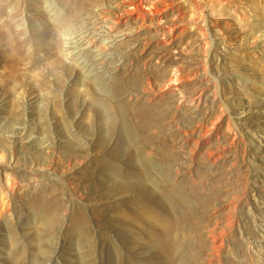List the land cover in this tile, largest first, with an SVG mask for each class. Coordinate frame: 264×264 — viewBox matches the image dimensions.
<instances>
[{"label": "rangeland", "instance_id": "374dc122", "mask_svg": "<svg viewBox=\"0 0 264 264\" xmlns=\"http://www.w3.org/2000/svg\"><path fill=\"white\" fill-rule=\"evenodd\" d=\"M176 1L169 42L128 0H0V264H264V0ZM164 154L208 205L170 256Z\"/></svg>", "mask_w": 264, "mask_h": 264}, {"label": "bare ground", "instance_id": "6f19581e", "mask_svg": "<svg viewBox=\"0 0 264 264\" xmlns=\"http://www.w3.org/2000/svg\"><path fill=\"white\" fill-rule=\"evenodd\" d=\"M209 1H210L211 4H213L214 0H209ZM231 1H233V0H220V2H223L224 5H230ZM206 2H207V0H206ZM128 3L133 7V8H131V10L127 9L128 11H126V12L128 13V15L130 17H132V18H136L138 20H142L143 22L145 21L146 16H148L151 20H155L156 26L154 27V29L159 31V32H161V34L164 35V37H165L164 41H169V39L172 40V39L176 38L179 35L183 36L184 34L189 32L187 27H186V25H185V23H182V20H184L185 15L188 13L189 6L184 5L182 2L178 3L176 0H149V1L146 0V4L148 3V5H150V7H149L150 11H148L147 13L145 11H143V9L141 7L142 4H143V0H128ZM190 6H193V5H190ZM218 7H219V10L221 12V10H222L221 8L222 7H220V6H218ZM211 8L213 9L215 7H211ZM193 10H194V8H193ZM125 17H126L125 14L118 15L117 18H114V21L116 23L123 22V21L126 20ZM163 18H166V23H167L166 25L160 23ZM203 20L205 21V18H203ZM2 73L3 74L12 75V76H16V75L19 74V70L18 69H14V70L13 69H9L8 71H2ZM169 80H170V78H169ZM171 81H173V80H171ZM149 84H151L150 81H149ZM171 85L172 84L170 82H167V84L159 87V89H158L159 96L167 93V91H169V89H171L174 86V85L173 86H171ZM175 85H177V84H175ZM154 91H156V90H154ZM155 95H157V93H155ZM221 118H222V114H219V115H216L215 119L210 121L211 124L213 125V127H215V129H216L215 131L216 132H219L217 128L221 124ZM203 124H200V123L197 124L198 125L197 128H199L200 130L201 129L204 130V132H203L204 134L202 133V135H203L202 138H196L195 139V141H196L195 143L197 145V147L195 146L196 150L198 149L199 146L201 147V145H203V144H207V143L209 144L208 141H210L209 140L210 138H208V136H206V137H204V136L208 132L211 133V129L212 128L210 129L207 124H205V123H203ZM183 131L185 132V130H183ZM168 150H169V148H168ZM171 150H170V152H171ZM216 151H218V149ZM220 151H221V149H220ZM220 151L218 152L219 154H221ZM207 152H208V154L210 156L212 155V157H213V155H214V157L216 155V152L214 150H209ZM191 153H193V152H191ZM218 153H217V155H219ZM168 155H167V158H166V154H164L165 175H166V177H165V189H164V192H163V195H164L165 198H163L164 200L162 202L163 203V211H164L163 220H164V241H165V254H166V256H170V254H171V249H172V247H171V243H172L171 227L173 225L178 224L180 222V219L182 217H184V216H187V215L189 217L190 216L192 217V221H193V219L195 220V221H193L194 227H196V226L197 227H201L202 226L201 223H203V221L205 219V216H204L203 212L201 213L199 210L197 211L195 209L196 207L194 208L193 206H191V203L193 201L191 203L189 202L190 197L191 198H195L196 200H194V201L198 202L199 206H200V204L204 205V203H206L205 202L206 199H205L204 193L202 192L203 193V196H202L201 195L202 193L200 191V186L203 184L204 180H203V182H201V181H198L197 179H195L194 177H192L191 175L189 177H187L186 175L181 174L180 170L177 167L175 168V167H172L170 165V163H169L170 161H168V159L170 158V155L169 156ZM171 155H172V152H171ZM175 156H176V154H175ZM172 158L175 159V157H172ZM197 173L200 174L201 171L197 172ZM201 174L204 175V173H201ZM208 177L209 176H207V178ZM197 178L198 179H202V178H199V177H197ZM203 188H202V191H203ZM209 192H210V190H209ZM207 195H208V193H207ZM207 199H210V197L207 198ZM187 203L190 206V209L183 210V205L185 204V206H186ZM205 206L207 208V206H208L207 203H206ZM206 208H202V209H206ZM207 214H205V215H207ZM201 218H203L202 222H201ZM210 219H206V222L204 223L205 230L203 228V230L205 232L208 231V234H209L208 236L209 237L213 236L212 234H214V233L211 234L210 231H214L215 230V229L212 230V227H210L211 224H212ZM214 222H215V220H214ZM216 223L217 222H215V225H216ZM200 229L202 230V228H200ZM217 236L218 237L214 236L212 238V240L215 239V237H216V239L218 238V240H219L220 234L219 235L217 234ZM221 237H220V239H222ZM218 240H216V241L219 244L220 240L219 241ZM222 243H223V241H222ZM218 244L216 243V246ZM214 246H215V244H214ZM203 254L204 253H201V251H199V253H198L199 258L202 259L201 263L202 264H210V262H207L209 260V257L207 258L208 260L206 261V258L204 256H202ZM208 256H210V255H208Z\"/></svg>", "mask_w": 264, "mask_h": 264}]
</instances>
